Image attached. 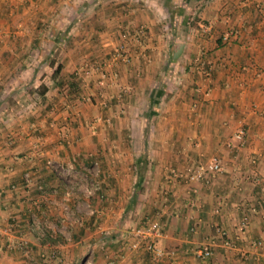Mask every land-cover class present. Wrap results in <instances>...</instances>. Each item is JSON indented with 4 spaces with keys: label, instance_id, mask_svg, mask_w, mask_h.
<instances>
[{
    "label": "crops",
    "instance_id": "obj_1",
    "mask_svg": "<svg viewBox=\"0 0 264 264\" xmlns=\"http://www.w3.org/2000/svg\"><path fill=\"white\" fill-rule=\"evenodd\" d=\"M124 37L129 57L107 64ZM101 60L115 73L103 86L95 73L58 94L56 65L67 80ZM106 97H124L123 117ZM133 133L138 142L124 139ZM211 158L219 172L179 178ZM82 169L102 181L87 199ZM150 216L160 255L129 247L126 229ZM8 222L0 264H264V0H0V226ZM37 223L49 236L37 237ZM205 246L211 255L197 256Z\"/></svg>",
    "mask_w": 264,
    "mask_h": 264
},
{
    "label": "built area",
    "instance_id": "obj_2",
    "mask_svg": "<svg viewBox=\"0 0 264 264\" xmlns=\"http://www.w3.org/2000/svg\"><path fill=\"white\" fill-rule=\"evenodd\" d=\"M137 33L142 34V30L137 29ZM125 50L124 42H120L116 48L111 53V59L109 60V64L113 65L118 61H124L126 59V55L123 54ZM82 69V68H81ZM84 74L88 73L87 69L82 70ZM74 74L77 75L78 72L74 71ZM112 76H115V73H110L107 77L105 71H100L98 74V80L97 84L99 86L104 85V81L106 78H110ZM234 137L240 141H242V135L241 131H238L234 134ZM74 165V159H71L70 161L66 162L65 168L66 170H71ZM221 169L219 165V161L216 158H211L208 161L202 162L197 164L191 171H188L184 173L183 175H179L180 179L183 180V182H189L193 180H201L203 179L207 174H213L215 172H219ZM28 176V173H24L23 177L24 179ZM100 188L99 183L94 182L90 184V187L87 189L88 194H93L96 191H98ZM68 197V192L65 193V199ZM215 233L218 236V241L222 245L230 246L231 241L227 237L226 231L220 227L215 226ZM12 231V223L8 222L4 226H0V235L1 234H8ZM127 235L131 238L129 247L131 249H136L140 245H142V248L145 251H154L155 255H160L161 253L157 250H154L153 248V241L162 235L161 226L159 223V219L157 216H150L147 217L141 224L138 225H132L129 226L126 229ZM13 245V244H12ZM10 245V246H12ZM14 246V245H13ZM18 247H22L24 251L26 252V241H18L17 243ZM197 256L201 258L209 257L211 255V251L208 249L207 246L198 249Z\"/></svg>",
    "mask_w": 264,
    "mask_h": 264
},
{
    "label": "rangeland",
    "instance_id": "obj_3",
    "mask_svg": "<svg viewBox=\"0 0 264 264\" xmlns=\"http://www.w3.org/2000/svg\"><path fill=\"white\" fill-rule=\"evenodd\" d=\"M126 34H129V32H126ZM123 41L124 42V45H125V52H123V54H125L126 55V57L128 58L129 56H128V54L127 53H131L130 52V50L132 51V46L131 45H129V48H128V40H127V38H120L119 39V43L121 42V41ZM131 41H136V42H140L139 40H136L135 38L134 39H132ZM131 41H130V43H131ZM119 43H117L113 48H112V50L110 51L111 53H112V51L116 48V46L119 44ZM138 48V47H137ZM141 53L142 54H144V49L143 50H141ZM141 53L139 54V56L141 55ZM138 56V57H139ZM141 57V56H140ZM139 57V58H140ZM110 58H111V54H110ZM110 58H106L105 59V61L107 62V64H109V60H110ZM150 59H152V58H150ZM50 60H52V61H54L55 60V56L53 55L51 58H50ZM142 60L143 61H148L149 60V58H147V56H146V53L144 54V55H142ZM104 61V60H103ZM50 63H51V61H49ZM101 62H102V60L100 61V63H98V62H96L95 61V64H91L90 62V64L93 66V67H96L97 68V70L96 71H93V73H90V71H91V69H88V68H85L86 66H84V64L82 65V67H77V68H75L73 71H72V73L74 72V71H77L78 72V74H77V76L79 77V79H78V81L81 83V84H83V78H86L87 76H89L90 74H95V73H97V74H99V72L100 71H105V73H106V75H107V77H108V75H109V72H108V69L106 70V69H104L103 68V66H102V64H101ZM105 62V63H106ZM120 62H123V61H120ZM111 65V64H110ZM110 65H109V67H110ZM82 68V69H81ZM84 69H87L88 70V73L87 74H84L83 72H82V70H84ZM94 70V69H93ZM52 72V71H51ZM61 77H63L62 75H60ZM59 75H58V77L56 78V80H55V82L56 83H58V94H61V96L63 97L64 95H67V94H69L67 91H66V87H65V81H66V78L63 80H61ZM98 78L99 77H97V79H96V82H97V80H98ZM55 79V78H54ZM107 79V78H106ZM105 79V80H106ZM85 83H87V82H85ZM41 88H42V86L41 85H39L38 86V88L37 89H39V90H41ZM86 98H88V97H86ZM85 97H80L79 99L80 100H83V101H90V98L89 99H86ZM109 98V97H108ZM107 97L106 98H99L100 100L101 99H103L104 100V102H105V104H106V106L109 104V105H115L114 107H112V108H114L115 109V111L116 112H118L119 113V115H120V117H123L122 115V113H120V112H122L123 110H124V107H123V105H122V103L121 102H123V99H124V97H119V100L120 101H118V100H114V101H111L110 100V102L107 100L108 99ZM115 99V98H114ZM118 99V98H117ZM116 101H118V103L116 102ZM101 107H102V109H104V107H103V105L101 104L100 105ZM137 107H138V109H140V106L137 104L136 105ZM145 107V106H144ZM143 107V108H144ZM136 122H134V124L135 125H137V126H141L142 125V123H141V119L140 118H136V120H135ZM83 124V123H82ZM66 136L67 135H65V133H61V134H59V142L60 143H63L64 145H66L67 144V139H66ZM139 136H140V134L139 133H137V134H135V133H133V135L132 136H126V138H124V139H127V140H132V143H133V141H135V143L136 142H138V140H139ZM142 140H144V141H146L147 139L146 138H143ZM135 146V148H136V151L138 150V147H137V145H134ZM140 148V147H139ZM142 150V149H141ZM142 156V155H141ZM143 157V156H142ZM49 158H51L50 156H49ZM50 160V159H49ZM71 160V159H70ZM69 160V161H70ZM66 164V163H65ZM54 165V164H53ZM75 169V165H73V168L71 169V170H66L67 171V173H71V171H73ZM83 171H82V176H83V180H81V181H79L78 182V184H79V186H78V191H80L81 193H82V195H83V197L85 198V199H87V198H89V196H91V195H93V194H88L87 193V189L90 187V184L91 183H94V182H97V183H99V185H100V188H101V180L99 181L97 178L96 179H93L92 177L90 178L88 175H91L92 176V174H90V173H93L92 172V170H89V171H87V170H85V169H82ZM26 173H28V172H26ZM29 178V173H28V176L24 179V177H23V179L24 180H27ZM74 183V182H73ZM76 187V186H75ZM40 189H42V188H40ZM65 191V193L66 192H68V195H70V193H69V189H67V190H64ZM65 193H64V195H63V197H65ZM70 197V196H69ZM66 200H68V197H67V199ZM66 202H69V201H66ZM66 210H68V208L66 209ZM94 212L93 211H91V213L90 214H93ZM37 221H35V223H36ZM76 222L79 224V225H82V223H83V220H82V218L80 217V218H78L77 220H76ZM38 223H40V222H38ZM37 223V231H38V234H37V237L38 238H40V237H42V236H45L46 234H45V231H44V228L43 227H41V225L40 224H38ZM12 232V231H11ZM21 238V240H19V241H23L24 240V238H22V237H20ZM26 242H27V240H25ZM26 245H27V243H26ZM10 248H12V247H10ZM28 249L29 248H27L26 247V250L28 251ZM22 252L24 253L25 251H24V249L22 250ZM26 254V253H25ZM26 256H27V254H26ZM28 257V256H27ZM28 261V260H27Z\"/></svg>",
    "mask_w": 264,
    "mask_h": 264
},
{
    "label": "trees",
    "instance_id": "obj_4",
    "mask_svg": "<svg viewBox=\"0 0 264 264\" xmlns=\"http://www.w3.org/2000/svg\"><path fill=\"white\" fill-rule=\"evenodd\" d=\"M58 72H59V65H56V67L53 69L51 76L53 78H56L58 76ZM79 77L77 75H75L74 73H71L68 76V79L65 81V87H66V91L68 93H75L77 91H79L80 87L79 85H81V83L78 81ZM46 237L49 235H45ZM45 237V238H46ZM46 241L49 242L48 239H46Z\"/></svg>",
    "mask_w": 264,
    "mask_h": 264
}]
</instances>
